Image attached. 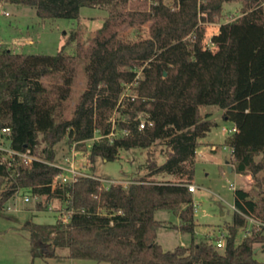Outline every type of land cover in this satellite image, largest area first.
<instances>
[{
    "label": "trees",
    "instance_id": "obj_1",
    "mask_svg": "<svg viewBox=\"0 0 264 264\" xmlns=\"http://www.w3.org/2000/svg\"><path fill=\"white\" fill-rule=\"evenodd\" d=\"M9 1L35 8L41 19L77 20L82 7L108 12L88 42L73 31L56 55L0 45V130L9 127L12 148L37 158L16 170L0 165V214L8 213L20 190L59 200L68 214L54 223H24L32 256L108 264H264L254 258L256 245H264V226L253 224L238 241L250 219L264 223V0ZM232 2L241 3V15L220 23L211 48L204 24L220 19ZM144 25L146 38L126 39L128 30ZM80 63L85 88L71 104ZM203 106L219 107L235 126L224 140L232 149V170L254 181L253 189L234 191V217L225 225L222 248L196 241L188 188L200 141L216 125L201 113ZM114 112L119 117L112 121ZM63 141L93 164L155 145L165 146L166 157L161 164L148 159L146 175H132L126 185L105 187L97 175L59 184L55 146ZM158 175L175 180L150 179ZM159 210L178 217L170 227L191 235L189 247L166 251L157 242L158 229L166 226L155 217Z\"/></svg>",
    "mask_w": 264,
    "mask_h": 264
},
{
    "label": "rangeland",
    "instance_id": "obj_2",
    "mask_svg": "<svg viewBox=\"0 0 264 264\" xmlns=\"http://www.w3.org/2000/svg\"><path fill=\"white\" fill-rule=\"evenodd\" d=\"M241 7L240 2L226 3L223 8V16L220 19L217 18L214 23L204 24L206 29L204 43L206 45L213 48L211 37L217 33L220 23L239 17ZM107 17L108 12L105 10L82 7L80 18L77 20L41 19L33 7L11 3L9 0H0V45L16 53L56 55L73 31L78 32L79 39L86 43L103 26ZM147 36V25L138 29L132 28L125 33L126 39L130 40ZM69 52H72V48L69 49ZM85 80L83 65L80 63L71 104H74L83 92ZM125 94H130L129 88L125 90ZM201 113H209L210 119L216 124L208 136L210 139L215 138V142H220L223 137L227 136L223 132V128L231 129L234 126L230 121L224 119L223 110L217 106H203ZM118 117L119 113L114 112L111 120L115 121ZM224 140L214 151L218 152L211 153L209 159L201 158L202 153H197L193 180V184L197 186V191L193 193L196 208L197 242L203 239L210 242L222 239L225 243L227 235L225 225L232 223L234 217V189L230 185L233 184L236 188L247 190L254 187L251 174L240 176L235 172H229L228 167L233 169V158L228 149L223 150ZM87 143L90 146L92 141ZM201 147L202 145L199 149ZM210 148L206 151H211ZM55 151L57 164L66 166L74 163L81 173L97 175L105 187L112 183L126 185L132 175L143 177L146 175L145 166L148 159L156 160L161 164L166 157V149L163 145H155L145 150L122 151L120 158L116 161L98 160L95 164L89 161L87 153L78 151L75 145H70L67 141L57 144ZM257 159H261V156ZM228 160L229 163L226 165ZM259 176L264 178V171ZM150 179L155 181L175 180L169 175H158ZM27 196L30 201L24 202V198ZM39 204L42 206V210H38ZM9 206L14 210L6 209L8 212L6 215L0 214V264H108L66 257L34 258L31 254L30 233L24 229V223L27 220H33L35 223L49 224L54 223L59 217L65 219L68 217L65 204L59 200L48 201L46 197H37L30 190H22L7 204V208ZM155 217L166 223L165 227H161L157 231V242L162 245L164 250H173L177 246L189 247L191 235L183 234L170 227L171 224L179 223L177 216L171 211L159 210ZM252 228L253 223L249 221L246 228L238 234V241L249 235ZM66 253L67 250L59 251L60 255H66ZM254 258L258 262L264 263V245H256Z\"/></svg>",
    "mask_w": 264,
    "mask_h": 264
},
{
    "label": "built area",
    "instance_id": "obj_3",
    "mask_svg": "<svg viewBox=\"0 0 264 264\" xmlns=\"http://www.w3.org/2000/svg\"><path fill=\"white\" fill-rule=\"evenodd\" d=\"M144 122L141 124V128H144ZM236 131L235 126H233L231 129L223 128V132L227 135L232 134ZM212 151H215L217 149L216 146H212L210 148ZM224 149H230L231 156H232V149L224 146ZM198 153V152H197ZM37 158L33 156L29 150L25 152L17 151L12 148V130L9 127H4L0 130V165L5 166L8 169H18V167H27L31 166L34 160ZM54 166L58 167L62 170V172L55 177V182L59 184H65L69 182H75L78 180L79 177L82 176H88V174L81 173L78 168L75 167L74 163L68 164L66 166L54 164ZM231 188L236 189V187L231 184ZM188 188L190 192L194 193L197 190V186L190 184L188 185ZM20 190L17 195L21 192ZM16 195V197H17ZM38 197V196H37ZM30 198L27 196L24 198V202H29ZM234 208V206H233ZM9 211H13L10 206L7 208ZM196 210V208H195ZM17 211V209H15ZM64 220H67L65 218ZM250 222H252L256 226H264V223L255 221L253 219H250ZM216 246L218 248H222L224 246V243L221 240L216 241Z\"/></svg>",
    "mask_w": 264,
    "mask_h": 264
},
{
    "label": "crops",
    "instance_id": "obj_4",
    "mask_svg": "<svg viewBox=\"0 0 264 264\" xmlns=\"http://www.w3.org/2000/svg\"><path fill=\"white\" fill-rule=\"evenodd\" d=\"M220 26V25H219ZM219 28V27H218ZM211 133V132H210ZM209 133V134H210ZM209 134L207 135V137H205L204 139H202L201 141H200V143H201V145H202V147H201V149H199V150H201L200 152H198V153H202L201 155V158H205V159H209L210 158V154L211 153H217V152H212V150L211 151H206V150H209V148H210V146L212 145V146H219V145H221L222 144V141L225 139V137H223V140L222 141H220V142H215V138H209L208 136H209ZM208 144V145H207ZM198 150V151H199ZM223 150H227V149H224L223 148ZM229 150V152H230V149H228ZM230 155H231V152H230ZM232 157V156H231ZM229 163V160L228 161H226V165ZM228 170H229V167H228ZM230 172V171H229ZM232 172H233V170H232ZM193 185H195V184H193ZM196 186V185H195ZM197 191V190H196ZM195 193V192H194Z\"/></svg>",
    "mask_w": 264,
    "mask_h": 264
},
{
    "label": "water",
    "instance_id": "obj_5",
    "mask_svg": "<svg viewBox=\"0 0 264 264\" xmlns=\"http://www.w3.org/2000/svg\"><path fill=\"white\" fill-rule=\"evenodd\" d=\"M229 171L232 172V168L231 167H229Z\"/></svg>",
    "mask_w": 264,
    "mask_h": 264
}]
</instances>
